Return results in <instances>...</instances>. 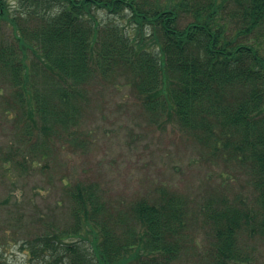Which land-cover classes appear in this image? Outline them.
<instances>
[{"label": "trees", "instance_id": "obj_1", "mask_svg": "<svg viewBox=\"0 0 264 264\" xmlns=\"http://www.w3.org/2000/svg\"><path fill=\"white\" fill-rule=\"evenodd\" d=\"M19 1L24 11L13 13L0 0V23L14 36L0 39V73L20 117L36 123L39 114L46 132L66 131L88 86L125 77L155 117L253 165L256 204L221 201L206 214L214 242L202 264L247 261L243 235L264 238V0ZM99 13L129 27L104 23ZM33 75L48 93H39ZM72 198V223L28 242L36 264H173L189 250L182 196L136 202L124 217L98 203L91 187Z\"/></svg>", "mask_w": 264, "mask_h": 264}, {"label": "rangeland", "instance_id": "obj_2", "mask_svg": "<svg viewBox=\"0 0 264 264\" xmlns=\"http://www.w3.org/2000/svg\"><path fill=\"white\" fill-rule=\"evenodd\" d=\"M8 2L11 12L24 11L19 0ZM99 18L129 27L126 18L106 13ZM0 39L14 43L12 27L4 21ZM32 78L39 93H48L39 76ZM13 91L0 73V264H36L28 242L53 224L72 223L78 187H91L98 203L123 217L136 202L155 201L164 192L182 196L189 250L173 264L204 262L214 242L205 217L221 201L254 206L260 195L250 162L226 159L177 123L155 117L125 77L88 86L75 124L58 134L42 128L39 114L36 123L21 118ZM249 234L240 241L247 257L243 264H264V238Z\"/></svg>", "mask_w": 264, "mask_h": 264}]
</instances>
